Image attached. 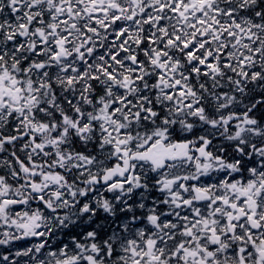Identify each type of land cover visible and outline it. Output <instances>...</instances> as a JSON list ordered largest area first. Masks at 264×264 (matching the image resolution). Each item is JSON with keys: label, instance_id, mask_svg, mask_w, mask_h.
<instances>
[{"label": "snow or ice", "instance_id": "obj_1", "mask_svg": "<svg viewBox=\"0 0 264 264\" xmlns=\"http://www.w3.org/2000/svg\"><path fill=\"white\" fill-rule=\"evenodd\" d=\"M0 264H264V0H0Z\"/></svg>", "mask_w": 264, "mask_h": 264}]
</instances>
